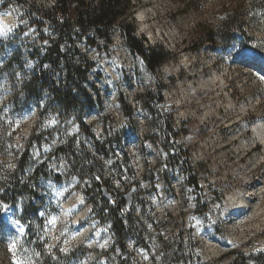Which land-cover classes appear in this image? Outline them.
<instances>
[{"label":"rangeland","instance_id":"1","mask_svg":"<svg viewBox=\"0 0 264 264\" xmlns=\"http://www.w3.org/2000/svg\"><path fill=\"white\" fill-rule=\"evenodd\" d=\"M207 1V5L219 3ZM54 2L0 0V14L7 11L10 15L7 30L0 32V120L8 128L5 137L14 139L17 151H22L23 144L28 146L27 139L34 131L54 137L51 143L30 147L38 158L37 166L46 161L48 174L39 182L44 203L37 213L42 218L45 256L54 259L56 251L84 249L71 264H230L236 254L249 257L264 252V142L255 131L259 124L264 131V67L254 66L258 59L243 61L238 43L227 51H216L220 46L209 50L208 44L191 50L197 45L194 27L200 15L207 17L205 12L180 14L177 0H130V16L112 27L107 48L101 39L88 48L84 37L79 40V30L73 29L78 56L84 55L92 65L84 86L96 105L90 111L77 110L75 119H65L66 114L61 113V119L49 107L47 94L40 101L26 103L20 90L37 70L42 53L52 46L50 42L56 41V32L43 16ZM250 23L245 24L247 32ZM128 24L146 46H161L172 54L153 73L125 45L122 27ZM259 25L264 27V21ZM92 35L90 31L87 37ZM254 35L252 45L264 41V32ZM60 48L69 50V42H62ZM78 56L74 57L76 63ZM147 92L151 94L146 98ZM158 95L161 102H157ZM119 96L131 106L129 121L121 113ZM148 99L160 119L146 111ZM77 117H82L80 122L90 137L79 130ZM164 137L167 148L175 145L169 154L182 155V171L190 168L196 174L197 189L185 184L186 174L165 167L166 152L160 146ZM109 138L114 141L112 153L102 158L93 150V139L102 143ZM69 139L73 150L89 154L97 169L104 170L96 175L110 179L108 196L135 187L132 204L125 212L145 225L151 236L147 248L128 237L126 254L110 252L113 237L108 221L101 224L93 219L81 192L89 189L91 182L73 173L63 158H48L56 146ZM13 160L5 158L2 163L11 169ZM118 167L119 173L115 171ZM54 175L60 180L55 181ZM231 197L239 201L230 203ZM63 209L67 217L61 216ZM16 211L6 207L2 213L7 235L0 239V264H35L37 258L27 255L21 245L26 225ZM178 245L186 259H178ZM188 250L194 254L190 261ZM104 253L106 258L97 257Z\"/></svg>","mask_w":264,"mask_h":264},{"label":"trees","instance_id":"2","mask_svg":"<svg viewBox=\"0 0 264 264\" xmlns=\"http://www.w3.org/2000/svg\"><path fill=\"white\" fill-rule=\"evenodd\" d=\"M19 1V0H16ZM207 0H177V10L180 14L195 12L200 14L205 12L207 17L200 15L194 27L197 35L196 43L191 50L195 51L201 45L208 44L209 50L215 47H222L226 51L228 47L237 44L236 37L240 38L238 44L252 55L264 57V41L255 45L251 42L256 38L255 33H263L264 27L259 25L264 21V0H219V3L210 2L207 5ZM130 0H56L55 5L44 12V20L48 22L56 32V41L50 42L52 46L46 49L38 61L37 70L28 77V81L20 86V90L24 95V102L40 101L44 94H47L50 99L48 105L52 112H58V118L62 119L61 113H65V119H75L74 113L77 110L88 111L94 109L96 105L95 99L91 97L84 86L86 74L92 67L84 55H79L75 50L73 37V29L77 28L80 32L79 40L84 37L88 48L95 47L97 39H101L107 45L110 43V30L120 20L128 18L129 12L132 10ZM210 4H213L210 6ZM217 5V6H216ZM216 6V7H215ZM218 9H215V8ZM247 21H250L251 27L249 32L245 28ZM122 36L124 43L128 49L135 55H139L146 69L153 73L156 69L166 63L172 54L166 52L161 46H146L144 39H138L134 35V28L129 24L122 27ZM93 31L94 35L87 37L88 32ZM62 42H69L70 49L63 51L60 46ZM72 50V52H70ZM38 53V52H37ZM78 56V62H74V57ZM47 65L46 69L43 66ZM62 65V68L58 66ZM151 92L146 93V98ZM15 96V94H14ZM157 102L162 101L161 96H157ZM121 113L129 121L132 115L131 106L119 96L117 98ZM150 99L144 102L146 111L152 116H156L155 120L160 119L156 111H152ZM41 113V112H40ZM82 117H77L79 122V130L83 135L89 136L90 133L80 122ZM8 128L3 121L0 120V239L3 235H7L4 225L1 223V216L6 207L18 209V219L26 225L25 233L21 238V245L29 256L36 257L33 260L35 264H71L78 257L79 253H84V249L79 251L71 250L67 253L56 251L53 255L45 256L44 250L45 241H41L42 235V218L37 217L38 209L43 207L44 198L39 194V182L48 176L46 161L38 166L35 164L37 159L31 153L30 147L41 146L42 143H51L54 137L48 132L34 131L27 139L28 146H22V151H17L14 148V139L11 136L5 137ZM167 132V127L164 128V133ZM185 132V131H184ZM183 132V133H184ZM43 137L45 140L43 141ZM163 143H160L161 148L166 152L165 167L168 171L175 169L182 176H185V184L197 189L196 174L189 168L182 171L183 161L180 153L170 155L169 148L175 146L172 144L167 148V137H164ZM65 141L64 139L62 140ZM57 142V141H56ZM72 140L60 146H56L54 152L48 158L54 157L63 158L65 162L71 164L72 172L76 173L81 179L86 178L91 182L89 189H82L81 192L85 202L90 206V212L93 219L97 223L108 221V227L113 237V245L110 252H119L120 255L126 254V240L129 237L134 239L140 247L147 248L150 243L151 236L147 234L145 225L137 222L133 217L127 216L125 208V194L118 196L111 195L106 197L105 193L112 189L108 184L110 179L97 178L96 173H102L101 169L93 164L89 154L83 151L73 150ZM114 141L109 138L102 143L96 142L93 139V150L102 158H107L109 153H112V145ZM12 145V146H11ZM180 151V147H175ZM10 154L9 157H7ZM5 158H13L14 165L11 169L6 168L2 161ZM170 159L173 162H170ZM113 167H117L113 163ZM111 166V167H112ZM118 173L121 172V167L116 168ZM106 174H109L107 170ZM131 176L133 174L131 173ZM55 181H59L60 177L54 175ZM108 195V194H107ZM219 198L218 200H220ZM21 201H24V206L21 207ZM153 224V218L148 219ZM160 241V237H157ZM161 243V242H160ZM168 249V248H167ZM178 259L183 258L181 246L176 249ZM121 255V256H122ZM104 256L107 253L97 255ZM194 258V254H189L187 260ZM120 257L117 258L119 260ZM186 259V258H183ZM234 261L230 264H245L247 261H252L253 264H264V252L243 257L242 255H234ZM198 259L196 258L195 261ZM240 262V263H239ZM117 264V263H116ZM118 264H122L118 261ZM202 264V263H197Z\"/></svg>","mask_w":264,"mask_h":264},{"label":"bare ground","instance_id":"3","mask_svg":"<svg viewBox=\"0 0 264 264\" xmlns=\"http://www.w3.org/2000/svg\"><path fill=\"white\" fill-rule=\"evenodd\" d=\"M10 18V15H8V12L7 11H5V12H3V13H1L0 14V32L1 33H3L5 30H7V28H6V26H7V24H6V21H7V19H9ZM139 18H141V16H139ZM6 24V25H5ZM244 54L242 53V56L240 55V58H245V55L243 56ZM258 59V61H259V64L257 63V64H255L254 66H256V67H260V68H263L264 67V58H262V57H260V56H256V57H254V59ZM250 60V62H255V60H253V59H249ZM249 60H244V61H246V62H248ZM251 65V64H250ZM255 131H256V134L259 136V138H260V140L261 141H263L264 142V131H263V128L261 127V125L259 124L256 128H255ZM236 200H238L239 201V198L238 197H231L230 199H229V202L231 203V202H235ZM237 202V201H236ZM67 210H68V208H67ZM67 210L66 209H63V211H62V214H61V216H65V217H67L68 216V213H67ZM237 210V209H236ZM238 210H239V208H238ZM237 210V211H238ZM236 211V212H237ZM235 212V213H236ZM67 213V214H66Z\"/></svg>","mask_w":264,"mask_h":264},{"label":"water","instance_id":"4","mask_svg":"<svg viewBox=\"0 0 264 264\" xmlns=\"http://www.w3.org/2000/svg\"><path fill=\"white\" fill-rule=\"evenodd\" d=\"M245 54L248 55V56H251V53L249 51H245ZM135 190V187H131V189L129 191H127L125 193V199H126V202H125V208H129L130 205L132 204V193L134 192ZM104 196L108 197V195L105 193V190H104Z\"/></svg>","mask_w":264,"mask_h":264},{"label":"snow or ice","instance_id":"5","mask_svg":"<svg viewBox=\"0 0 264 264\" xmlns=\"http://www.w3.org/2000/svg\"><path fill=\"white\" fill-rule=\"evenodd\" d=\"M49 223H50V224H54L55 221H54V220H53V221H49ZM11 248L14 250V249H15V244L11 245Z\"/></svg>","mask_w":264,"mask_h":264},{"label":"built area","instance_id":"6","mask_svg":"<svg viewBox=\"0 0 264 264\" xmlns=\"http://www.w3.org/2000/svg\"><path fill=\"white\" fill-rule=\"evenodd\" d=\"M56 1V0H55ZM53 4V6L55 5V2L54 3H52Z\"/></svg>","mask_w":264,"mask_h":264}]
</instances>
